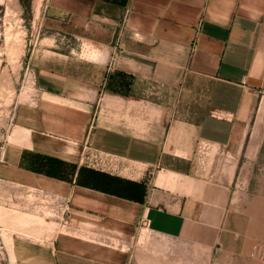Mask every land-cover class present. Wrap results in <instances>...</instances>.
<instances>
[{
  "label": "crops",
  "instance_id": "0c3cea01",
  "mask_svg": "<svg viewBox=\"0 0 264 264\" xmlns=\"http://www.w3.org/2000/svg\"><path fill=\"white\" fill-rule=\"evenodd\" d=\"M41 26L13 264H264V0H46Z\"/></svg>",
  "mask_w": 264,
  "mask_h": 264
},
{
  "label": "rangeland",
  "instance_id": "374dc122",
  "mask_svg": "<svg viewBox=\"0 0 264 264\" xmlns=\"http://www.w3.org/2000/svg\"><path fill=\"white\" fill-rule=\"evenodd\" d=\"M45 2L0 0V264L14 263L13 235L24 233L30 223H35L34 206L28 207L34 196H21L19 186L5 181L3 175L4 161L16 149L10 147L17 145L20 108L35 107L39 96L31 56L42 42L41 15ZM68 44L64 42L65 46ZM211 155L208 146L198 149V157L203 161Z\"/></svg>",
  "mask_w": 264,
  "mask_h": 264
},
{
  "label": "bare ground",
  "instance_id": "6f19581e",
  "mask_svg": "<svg viewBox=\"0 0 264 264\" xmlns=\"http://www.w3.org/2000/svg\"><path fill=\"white\" fill-rule=\"evenodd\" d=\"M41 10H42V4L38 7V15L41 12Z\"/></svg>",
  "mask_w": 264,
  "mask_h": 264
}]
</instances>
